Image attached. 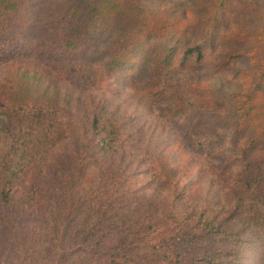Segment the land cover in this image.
Segmentation results:
<instances>
[{"label": "trees", "instance_id": "obj_1", "mask_svg": "<svg viewBox=\"0 0 264 264\" xmlns=\"http://www.w3.org/2000/svg\"><path fill=\"white\" fill-rule=\"evenodd\" d=\"M27 1L0 0V64L33 56L62 68L76 57L92 59L99 42L107 40L106 69L134 84L142 74H153L146 95L186 131L188 153L212 164L216 177L232 179L241 168L242 183L236 175L232 185L252 192L256 206L248 215L264 239V37L257 41L264 0H185L180 7L190 1L192 18L173 33L161 17L147 14L140 0H65L45 27L21 20ZM53 1L39 0L35 6L45 9ZM239 26L244 33L236 32ZM252 49L260 52L255 64L262 70L252 95L211 101L193 90V100L174 96L171 81L212 67L225 71ZM59 74L71 82L62 70ZM100 110L90 123L53 125L45 109L0 105V135L8 139L0 155V264H163L166 256H176L175 243L186 231L178 221L170 224L166 212L134 209L137 184L129 170L144 156L129 159L131 148L124 147L120 124ZM53 149L64 151L63 162L54 165ZM71 155L72 164L65 161ZM20 178L28 188L17 207ZM158 182L160 177L148 187L165 192L170 181ZM213 260L209 255L200 259L216 264Z\"/></svg>", "mask_w": 264, "mask_h": 264}, {"label": "rangeland", "instance_id": "obj_2", "mask_svg": "<svg viewBox=\"0 0 264 264\" xmlns=\"http://www.w3.org/2000/svg\"><path fill=\"white\" fill-rule=\"evenodd\" d=\"M37 1L28 0L20 13L21 20L29 27L32 24L49 26L56 19L58 6L61 7L65 0H52L53 3H47L45 9L35 6ZM184 1L140 0L138 4L147 14L161 17L164 27L171 26L173 33L178 28H184L192 18L194 10L190 1L184 8L180 7ZM212 5L211 2L207 7L211 8ZM39 13L41 17L36 19ZM259 30L258 42L263 40L264 24H260ZM236 32L244 33L240 26ZM107 43L105 39L99 42L92 59L76 57L74 62L71 61L73 64L62 65V68L33 56L4 61L0 64V105H34L45 109L49 112L48 121L53 125L63 120L79 125L83 120L90 123L94 113L103 108L100 113L120 124L124 147L131 148L129 159L133 161L139 158V154L144 156L143 162L136 160L129 170L137 184L132 200L134 209L144 210L147 214L154 208L166 212L165 218L171 219L170 224L178 221L186 231L183 238L175 243L176 256H166L163 264H205L200 261L204 255L213 256L216 264H229L232 261L264 264V239L252 227L248 215L256 206L252 203L253 194L249 190H242L241 185L238 190L232 185L236 175L242 183L244 172L239 174L241 168L238 169L232 179L229 175L216 177L212 164L188 153L186 131L177 127L176 119L165 116L163 107L151 105L146 95V89L153 85V74H142L141 80L134 84L118 73L108 71L105 67L106 56H103ZM235 48L240 47L235 45ZM253 51H246L244 60L232 67H225V71L217 72L212 67L171 81L176 91L174 96L193 100L194 96L190 93L193 90L201 91L204 98L211 101L231 94L244 98L252 95L257 78L262 73L255 64L260 52ZM60 70L64 76L71 77L70 83L60 79ZM59 114L63 117L60 120L57 119ZM10 126L11 134L16 135L18 128L13 124ZM104 138L101 136L98 141L102 144ZM7 146L8 139L1 134L0 155ZM70 146L64 144L63 148ZM53 150L54 165L63 162L64 151ZM72 160L73 155L66 156L65 161L72 164ZM147 168L152 172L146 174ZM157 177H160L159 186L166 184L164 181H170L165 185V192L148 187ZM20 179L16 184L19 192L16 196L17 207L28 188L22 181L24 179ZM177 182L179 184L176 186ZM163 201L165 205L161 206ZM236 206L239 210L232 215ZM243 208L245 213L242 212Z\"/></svg>", "mask_w": 264, "mask_h": 264}]
</instances>
